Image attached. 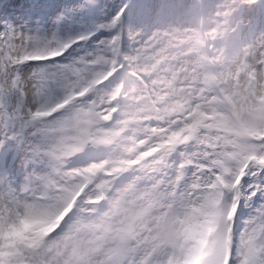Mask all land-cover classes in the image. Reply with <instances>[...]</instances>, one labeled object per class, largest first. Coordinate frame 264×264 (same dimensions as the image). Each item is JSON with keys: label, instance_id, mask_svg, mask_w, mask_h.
Wrapping results in <instances>:
<instances>
[{"label": "snow or ice", "instance_id": "6c2138e0", "mask_svg": "<svg viewBox=\"0 0 264 264\" xmlns=\"http://www.w3.org/2000/svg\"><path fill=\"white\" fill-rule=\"evenodd\" d=\"M12 148L0 227H53L0 264H264V0H76L4 23Z\"/></svg>", "mask_w": 264, "mask_h": 264}, {"label": "rangeland", "instance_id": "374dc122", "mask_svg": "<svg viewBox=\"0 0 264 264\" xmlns=\"http://www.w3.org/2000/svg\"><path fill=\"white\" fill-rule=\"evenodd\" d=\"M13 2L12 8L6 12V15H18V17L10 18L6 23H29V24H41L49 25L51 20L62 10L71 8L76 3V0H32L37 5H31L28 9L21 4L24 0H0V9H2L7 3ZM160 2V0H157ZM112 3V0H101V4L107 7ZM21 4L23 11L17 8V5ZM28 4V3H27ZM30 5V4H28ZM19 6V5H18ZM103 13V9L96 13V16H100ZM19 151L15 148L4 153L0 156V167H8L13 169L14 165L18 167Z\"/></svg>", "mask_w": 264, "mask_h": 264}, {"label": "clouds", "instance_id": "9594fccd", "mask_svg": "<svg viewBox=\"0 0 264 264\" xmlns=\"http://www.w3.org/2000/svg\"><path fill=\"white\" fill-rule=\"evenodd\" d=\"M52 227V222L40 214H26L0 227V259L47 235Z\"/></svg>", "mask_w": 264, "mask_h": 264}, {"label": "bare ground", "instance_id": "6f19581e", "mask_svg": "<svg viewBox=\"0 0 264 264\" xmlns=\"http://www.w3.org/2000/svg\"><path fill=\"white\" fill-rule=\"evenodd\" d=\"M30 5H28V4ZM21 4H23L22 6L25 8H29L31 5H37L36 2H33L32 0H24ZM21 4L17 5V8H19V10L23 11V8L21 6ZM13 2H9L7 3L2 9H0V26H2L4 23L8 22L10 18H15L18 17V15H6V12H8L11 8H12Z\"/></svg>", "mask_w": 264, "mask_h": 264}]
</instances>
